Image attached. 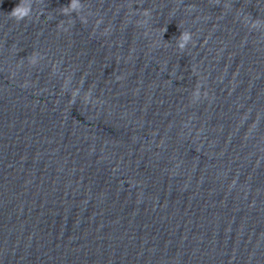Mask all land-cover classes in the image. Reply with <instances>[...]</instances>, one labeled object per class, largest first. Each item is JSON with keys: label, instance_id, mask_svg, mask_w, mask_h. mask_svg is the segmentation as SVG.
Wrapping results in <instances>:
<instances>
[{"label": "water", "instance_id": "obj_1", "mask_svg": "<svg viewBox=\"0 0 264 264\" xmlns=\"http://www.w3.org/2000/svg\"><path fill=\"white\" fill-rule=\"evenodd\" d=\"M43 264H264V0L234 1Z\"/></svg>", "mask_w": 264, "mask_h": 264}, {"label": "clouds", "instance_id": "obj_2", "mask_svg": "<svg viewBox=\"0 0 264 264\" xmlns=\"http://www.w3.org/2000/svg\"><path fill=\"white\" fill-rule=\"evenodd\" d=\"M32 2L33 0H19V3L14 6V8L8 13L10 18L15 19L16 21H20L26 17H29L32 12ZM83 8V5L81 4V0H70V2L66 6H62L59 8V11L62 14L69 15L72 12L77 13L79 15L81 9ZM141 14L144 17H148L150 15V11L148 9L142 10ZM79 19L81 22H86V18L83 15H79ZM68 23H72V20H69ZM139 23L144 24L146 21H139ZM261 22L259 20L253 21V26L259 25ZM59 27V25H57ZM66 30V29H65ZM166 31L164 28L163 32ZM192 41V34L188 30L180 31L179 36L176 37V43L177 47L180 50H183L186 45ZM27 60L30 64H35L37 62L38 54L32 53L28 55ZM193 71L195 69L193 68ZM121 77L117 76L116 79L119 80ZM77 93H73V97ZM199 95V85H197L196 90L194 91V97ZM89 93L86 94V99L88 98ZM71 103V100L69 101Z\"/></svg>", "mask_w": 264, "mask_h": 264}]
</instances>
